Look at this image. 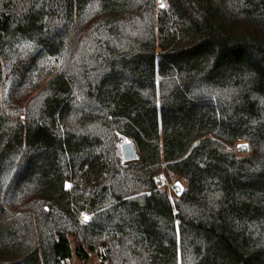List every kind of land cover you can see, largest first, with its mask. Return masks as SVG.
Returning a JSON list of instances; mask_svg holds the SVG:
<instances>
[{"label": "trees", "instance_id": "16d2710c", "mask_svg": "<svg viewBox=\"0 0 264 264\" xmlns=\"http://www.w3.org/2000/svg\"><path fill=\"white\" fill-rule=\"evenodd\" d=\"M158 1L0 0V264H264V0Z\"/></svg>", "mask_w": 264, "mask_h": 264}, {"label": "rangeland", "instance_id": "374dc122", "mask_svg": "<svg viewBox=\"0 0 264 264\" xmlns=\"http://www.w3.org/2000/svg\"><path fill=\"white\" fill-rule=\"evenodd\" d=\"M161 3H162L163 5H165V3H164L162 0H159V1H158V4L160 5V8H163V7H161ZM127 141H128L127 139H125V138H121L120 141L116 143V150L118 151V154L120 155V157H121L122 159H123V157H122L121 147H122ZM244 145H246L247 148L242 150V148H241L240 146H244ZM229 149H231L232 151L236 152L237 155L240 156V157H241V156H246V155L249 154V146H248V144L243 143V142H240V143H238V144H236V145H234V146H230ZM123 162L126 164L125 161H123ZM133 162H134V161H133ZM128 163H131V162H128ZM163 176L165 177V182H166V187H165V189L168 190V192H169V194L172 196V198H174V199H178L179 196L183 193V190H184V188H185V186H186V185H185V182H184L183 180H181L180 178L176 177V176L173 175V174L168 175L167 173H165V174H163ZM174 187H177V188L179 187L180 190H182V191L180 192V195L176 196V195L173 193L172 189H173ZM90 217H91V216H90ZM80 218H81V217H80ZM81 221H82V224H87V223H85L82 219H81ZM70 240H71L72 248H73V250H74V249H75V246H76V241H75L74 238H72V237L70 238ZM90 263H91V264H98V263H99V259H98L97 255H95V254H91ZM65 264H80V263H79V261L76 259V257H74L71 261L66 262Z\"/></svg>", "mask_w": 264, "mask_h": 264}, {"label": "built area", "instance_id": "2783aa9c", "mask_svg": "<svg viewBox=\"0 0 264 264\" xmlns=\"http://www.w3.org/2000/svg\"><path fill=\"white\" fill-rule=\"evenodd\" d=\"M154 180H155V183H156V186H157V188L158 189H160V190H164L165 189V187H166V182H165V177L163 176V174H160V175H157L155 178H154ZM172 191H173V193L176 195V196H178V195H180V192L182 191V190H180V188L178 187H174L173 189H172ZM181 196V195H180ZM179 196V197H180ZM87 218V219H86ZM81 219L85 222V223H89L90 222V220H91V217H90V215L89 214H87V213H82L81 214Z\"/></svg>", "mask_w": 264, "mask_h": 264}, {"label": "water", "instance_id": "95a60500", "mask_svg": "<svg viewBox=\"0 0 264 264\" xmlns=\"http://www.w3.org/2000/svg\"><path fill=\"white\" fill-rule=\"evenodd\" d=\"M121 151H122L123 161H125L126 163L133 162L137 159V154L133 143L127 141L121 147Z\"/></svg>", "mask_w": 264, "mask_h": 264}, {"label": "snow or ice", "instance_id": "6c2138e0", "mask_svg": "<svg viewBox=\"0 0 264 264\" xmlns=\"http://www.w3.org/2000/svg\"><path fill=\"white\" fill-rule=\"evenodd\" d=\"M161 7H164V5H163L162 3H161ZM240 147L242 148V150L247 148L246 145H244V146H240ZM86 219H87V218H86Z\"/></svg>", "mask_w": 264, "mask_h": 264}]
</instances>
